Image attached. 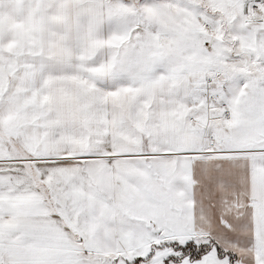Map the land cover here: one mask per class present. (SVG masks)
Returning a JSON list of instances; mask_svg holds the SVG:
<instances>
[{
    "label": "snow or ice",
    "instance_id": "snow-or-ice-1",
    "mask_svg": "<svg viewBox=\"0 0 264 264\" xmlns=\"http://www.w3.org/2000/svg\"><path fill=\"white\" fill-rule=\"evenodd\" d=\"M0 264H264V0H0Z\"/></svg>",
    "mask_w": 264,
    "mask_h": 264
}]
</instances>
